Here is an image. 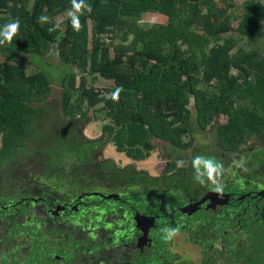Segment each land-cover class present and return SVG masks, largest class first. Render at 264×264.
Returning <instances> with one entry per match:
<instances>
[{
  "label": "trees",
  "instance_id": "1",
  "mask_svg": "<svg viewBox=\"0 0 264 264\" xmlns=\"http://www.w3.org/2000/svg\"><path fill=\"white\" fill-rule=\"evenodd\" d=\"M86 2L92 12L81 16L79 32L73 31L67 17L56 31L49 32L52 25L39 24L37 17L43 13L54 19L64 14L70 0H0V27L20 21L17 36L0 46V170L4 160L10 161L12 168L5 173L12 171L10 181L18 184L8 188L11 195L35 199L37 174L42 170L44 178L55 180L51 188L41 187L44 200L51 199V193L63 185L67 194H59L57 189L59 201L89 191L100 182L115 190L139 183L134 194L145 199L144 185L151 180H138L141 173H132L129 166L124 168L127 171H115L106 162L94 160L92 155L101 144L109 142L129 160L141 161L153 149L151 140L180 150L187 148L191 139L183 143L181 138L203 131L216 117L224 118L215 128V137L225 153L236 152L248 136L264 134V59L251 50L231 53L236 39L223 37L233 33L247 42L262 37L264 0H243L239 6L232 0ZM161 10L169 17L165 25L139 23L143 14ZM104 35L119 39L111 47V55L101 42ZM49 52L66 68L56 101L49 99V82L41 70L26 74L17 64L23 54L42 57ZM73 71L78 74L77 83ZM85 75L110 81L108 95L86 87ZM113 94L118 98L114 100ZM89 110L92 117L98 113L108 120L101 126L105 139L81 136ZM173 167L165 165L162 172ZM3 185L0 180V194L5 192ZM114 203L108 211L95 210L102 209L107 216L128 215V202ZM38 204L28 200L18 212L16 218L20 219L12 221L0 235L4 245L0 264H81L88 248L84 217L96 215L83 209L80 216V210L69 217L45 214ZM257 210L255 218L239 223L246 232V244L240 251L229 249L240 264H264V244L258 242L259 237L264 239L262 203ZM226 218L225 211L211 215L198 212V220L187 219L198 221L193 233L183 232L187 241L201 249L205 257L202 264L219 253H209L214 241L221 238L227 249L226 238L221 236L228 224ZM100 236L92 241V247L112 248L111 238ZM155 240L159 249L164 239Z\"/></svg>",
  "mask_w": 264,
  "mask_h": 264
},
{
  "label": "flooded vegetation",
  "instance_id": "2",
  "mask_svg": "<svg viewBox=\"0 0 264 264\" xmlns=\"http://www.w3.org/2000/svg\"><path fill=\"white\" fill-rule=\"evenodd\" d=\"M255 138H257L258 140L260 139L264 140V134L251 135L245 138V140L255 139ZM99 139L102 140V138L100 137L91 140H99ZM189 140L190 138H188L186 142L183 141L182 142L187 143ZM160 142L165 144V146L168 148L169 147L173 148L169 146L167 142H163V141ZM215 143L217 144L216 137H215ZM103 144H101V146ZM101 146L93 153L92 158L94 160H96V155L101 153ZM190 146L181 150H186ZM262 146L263 145L261 144L260 147ZM176 150H180V149H176ZM238 150L239 148L237 149V151ZM219 151H221L220 156H225L227 162L220 161L215 157L214 158L217 159L218 162H222L224 165L229 164L228 159L233 157L237 152L236 151L234 153H225L220 148ZM196 152L197 150L193 152L192 157L195 155ZM198 152L199 153L197 155H204L203 150H200ZM259 158L264 159V155L260 154ZM98 162L103 163V161H98ZM3 165L4 166L1 167L0 170V178H1L0 180L1 181L3 180L4 182V185L2 186L1 190H5V192L0 194V225L3 227L2 232H0V235L1 234L2 236L4 235L5 229L10 227L11 222L16 219L21 206L25 205V203H27L28 200L29 201L37 200V202H39L38 205H40V210L45 214L47 213L53 215L60 214L65 217H69V215H71L74 212L76 213L81 209H86L88 214L96 215L94 217L93 216L84 217V223L87 227L85 229L84 237L87 238L88 248L85 249L86 255H84L82 259L85 260L86 259L85 257H88L91 264H108L111 262H116L117 264H145L143 262L149 259L155 261L154 262L155 264H161L162 262L163 264H177L174 261H170L168 258H166L167 252L165 248L169 245V240H163L162 246L159 249H157L156 248L157 241L155 239L156 238L162 239L161 229L164 227H171L174 229H178L176 233H184L183 229H187L188 231L193 233L194 228L196 227L198 222L196 221L198 220L197 219L198 212L208 213L209 215H211L212 213L226 211L227 213L226 222L228 224L226 228H223L222 230L223 234H221V236L222 235L225 236L226 246L228 247L230 243L229 238L231 237V233L235 232L236 229H239L240 231L246 234L242 226L239 225L240 221L242 220L245 221L248 217L251 218V216L255 218V215L258 214L257 205L259 203H262L264 206L263 203L264 196L261 198L255 196V193L264 190V188L260 191L257 192L250 191L247 192L246 194L244 192H241L240 190H233V191L227 190V187L231 185V183H233V185L234 184L237 185V183L239 182L241 183L245 182L246 179L248 178V175L250 174L256 180V175L253 171L243 174L241 178L238 179V181L236 182L234 181L235 179L233 178L227 181L221 180V182L224 185V191L222 194H217L210 190L211 185L205 187L204 185H200L197 181H194L193 183L189 181V177L195 175L194 170L191 167V163H189L187 167L182 168V171L181 169H174V167L172 170L165 173H163L164 171L162 172L161 170V174L159 177H150L146 175V173H143L141 171L135 172L130 167V171L132 173L134 174L141 173V177L138 180L143 181V179L145 178H149L151 180L146 182V185H144L146 186V194H145L146 198L138 199L136 197L139 200V204L143 205V208L140 209L139 207L130 204L128 205L130 209H128V211L126 210L128 212L127 216H121V215L107 216L105 214L100 215L99 214L100 211L95 210L96 207H99L98 204H95L96 202L100 200H103L105 203H110V204L111 202L114 201L127 202V200L124 199V197L129 194V190H130L129 187L135 188V191L132 190L130 191H132V195L136 196L134 193L138 191V188L141 185L137 183L135 185H129L125 188L116 189L119 190L120 193L118 195H115V194H103L101 192V188L109 189L112 191H116V190L108 187L106 183L100 182L99 185L92 186L89 189V191H84L82 193H79L78 195H75L74 197H69L68 199H64L61 201H59V197L57 195V189H58L57 188L54 194L51 193V199L44 200V198L40 196L42 192L41 187L43 186L46 189L51 188L52 186L55 185V180L53 179L52 181H50V184L48 182H47L48 184L44 183V180L40 179V177L43 176L41 174L42 170H40V172L37 174V177L39 179L37 194L39 196L37 195L35 199L28 196H22L21 194L20 196L15 197L10 194L8 188L11 185L12 186L15 185V188H17L18 184L16 181L15 182L10 181V177H11L10 173L12 171L5 173L6 170L12 168V164L10 163V161H7L4 162ZM259 165H261V162L259 163ZM113 170L127 171L126 169H120V170L113 169ZM172 172L177 175L171 176ZM186 172H188L187 175ZM165 174L168 175V177L167 176L163 177ZM185 176L188 181H186ZM155 179H158V182H154L153 180ZM189 183H192L191 184L192 188L190 189L187 187ZM196 189L198 191H196ZM122 190H126V194L124 195L121 194ZM156 191H158L159 194L156 193ZM21 192L25 193V190L22 191L20 190V193ZM210 193L213 194L212 198L209 200L207 199L202 203H200V205L196 206L195 211L181 212V209L183 207L188 205L192 206L193 204L197 203L203 196ZM165 194L172 195L177 202L183 203V205L182 204L179 205L173 202V200L167 202L166 201L167 196ZM53 195L54 198H52ZM108 195H110L111 198L107 200L101 197ZM194 196L195 199L191 201L194 198ZM153 201L155 202L157 201L156 203L158 205L162 203L164 207L162 208L161 205L160 206L155 205ZM166 203L169 207L168 210H166V206H165ZM119 208L121 209V211L124 209L122 205L119 206ZM262 212H264V210ZM188 218L189 219L194 218L196 220H193V222L190 223L187 221ZM260 220L261 222L264 223V218ZM102 234L104 235L106 234V236H108L107 238L109 239L111 238L112 241L110 242V244L112 245V248L102 249L101 247H96V248L92 247V241L100 238L101 237L100 235ZM184 234L186 235V233ZM126 240L130 242L126 243ZM186 240H187V235H186ZM216 242L224 245L221 241V238H219V240L217 241H214L212 244V248L210 249L211 251L209 252L210 254L211 252H215L214 244ZM1 246L4 247V245L0 244V248ZM197 247L198 246H196V248ZM198 249L201 252V249L199 247ZM165 259H167L168 261H166ZM81 264H83V261Z\"/></svg>",
  "mask_w": 264,
  "mask_h": 264
},
{
  "label": "rangeland",
  "instance_id": "3",
  "mask_svg": "<svg viewBox=\"0 0 264 264\" xmlns=\"http://www.w3.org/2000/svg\"><path fill=\"white\" fill-rule=\"evenodd\" d=\"M233 4L236 6H239L243 0H232ZM30 3L28 4V6ZM162 11V12H161ZM154 12V13H145L142 15L139 23L141 24H162L165 25L168 21V14L164 12L163 10ZM66 16L64 14L57 15L53 20L61 22ZM234 27V23L231 24ZM261 27L264 28V22L261 24ZM231 36L236 39V45L231 51L233 53L236 49H241L243 51L251 50L256 52L262 59H264V35L260 37L258 40L253 42H247L246 40L239 38L233 33H227L223 35V37ZM129 39V38H128ZM101 42L108 47V51L110 55L111 47L119 43V39L117 36H110V35H104L101 37ZM1 60V58H0ZM17 64H20L23 69L25 70L26 74H31L37 70H41L44 75L47 77L49 86H50V100L56 101L59 96L60 91V78L61 74L66 69L65 67H62V65L58 62V59L56 58L55 54L53 52H49L45 54L42 57H36L31 56L29 54H23L19 57V61ZM76 73L75 71H73ZM85 80V86L91 87L95 90H97L101 95H108V92L111 88V82L104 80L98 76H84ZM78 82V74L76 73L75 77V83ZM98 107V106H96ZM187 108L189 109L190 113V121L193 122V110L191 106V102L187 105ZM88 120H85V125L81 129V136L86 140L91 139H97L102 138L105 139V135L101 134V126L103 124L108 123V120L101 116V114H94V116H91V110L87 112ZM224 121L223 117H216L212 123H210L203 131L199 133H191L190 135L183 136L181 138V141L186 142L188 138L191 139V146L186 150H176L174 148H168L163 144L162 142L158 140H151L153 144V149L149 152L148 156L141 161H131L128 158L124 157L123 154L118 153L114 150L112 144L109 142L104 143L101 146V153L96 155V160L106 162L107 165L113 169L120 170L124 169L127 166L131 167L132 170L135 172L141 171L143 173H146V175L150 177H159L161 174L162 168L171 163L174 166V169H181L188 166V164L191 161V157L193 155V152L197 150L194 156H196L200 151H204V156L211 157V158H217L220 161L225 162L227 159L225 156H220L221 151H219L218 145L215 143V128L218 124L222 123ZM263 145L260 147V145ZM196 147V149H195ZM202 152V151H201ZM260 154L264 155V140H258L255 139H246L243 144L239 147V150L235 153L233 157H231L229 160V164H225L224 168V174L221 177V180H229V179H235L234 181H238V179L241 178L243 174L249 173L250 171H253L256 175V180L252 177V175H248V178L245 182H239L233 185H229L227 187V190L233 191V190H240L241 192H244L245 194L250 191H260L264 188V159H260ZM193 156V157H194ZM214 158V159H215ZM216 159V160H217ZM243 159L244 166L242 168H236L233 166V161H239ZM183 160L184 166L178 167L177 162ZM18 159L16 160V162ZM4 162H7V160H4ZM227 162V161H226ZM261 162V165L259 163ZM67 166V164H64ZM188 172H186L187 175ZM177 174L172 173L171 176H175ZM168 175H164L165 177ZM186 178V176H185ZM40 179L44 180V183H49L53 179H46L43 176L40 177ZM186 181L187 178H186ZM189 181L192 183L195 180L194 176L189 177ZM54 182V181H53ZM47 183V184H48ZM192 183H189L187 187L190 189L192 188ZM171 184V183H170ZM205 187L209 186V184L204 185ZM60 187V186H59ZM66 185H63L62 187L58 188L59 194L66 195L67 192L65 191ZM130 190L135 191V188L129 187ZM196 191H198L196 189ZM101 192L103 194H115L118 195L120 193L119 190L112 191L109 189H103L101 188ZM156 193L159 194L158 191ZM121 194H126V190H122ZM167 196V202L173 200V202L177 204H182L177 202L172 195L165 194ZM137 196L134 195H126L124 199L127 200V202L131 205L138 206L139 203L137 201ZM194 198L191 200L193 201ZM188 201V202H191ZM187 202V203H188ZM153 203L157 206H160L163 208L164 205L161 203L158 205L155 201ZM264 203V198H263ZM181 205V207H182ZM187 205V204H186ZM99 208H103L104 210H109L110 207L114 208L116 206V203L111 202L105 203L103 205H98ZM166 210L169 209L167 203H166ZM86 210V209H83ZM83 210H80L78 213V216H80L81 213H84ZM100 215L105 214V212H102L100 210ZM127 214V213H126ZM19 218H16V220H19ZM2 226L0 225V232H2ZM264 234V233H263ZM229 245L227 249L223 247L220 243H215V252H219L218 254H213L211 258H209L208 263L204 264H240V260L235 258V255L231 254L228 249L231 251L235 248L241 250L240 246L245 245L247 242L246 234L240 231L239 229H236L235 232L231 233V237L229 238ZM258 242L261 244H264V239L261 237L258 238ZM211 249V248H210ZM166 252V258H168L170 261H174L177 264H202V261L204 260V256H201V252L196 248L195 245H193L190 242H187L186 235L184 233H176L171 239H169V245L165 248ZM238 251V250H236ZM207 255L206 257H208ZM86 259L83 260V264H91L88 257H85ZM168 261L167 259H165ZM165 261V262H166ZM74 262V259L72 260ZM155 261L152 259L145 260L143 263L145 264H155ZM102 263V262H101ZM117 264V263H115ZM163 264V262L161 263Z\"/></svg>",
  "mask_w": 264,
  "mask_h": 264
},
{
  "label": "clouds",
  "instance_id": "4",
  "mask_svg": "<svg viewBox=\"0 0 264 264\" xmlns=\"http://www.w3.org/2000/svg\"><path fill=\"white\" fill-rule=\"evenodd\" d=\"M70 7L65 11L64 15L70 21L73 31L79 32L81 30V16L85 13L91 14L92 7L86 2V0H70ZM37 22L41 25L51 24L48 28L49 32L56 31L60 27L59 21H53V18L47 14H41L37 17ZM20 30L19 19L12 20L2 27H0V46L6 43H11L17 36ZM119 90H117L118 93ZM114 100L118 98L117 94H113ZM184 161L180 160L177 162L178 167L184 166ZM191 167L194 170V178L200 185H211V191L217 194H222L224 191V185L221 182V177L224 174L225 168L222 162H218L216 159L206 157L204 155H196L191 158ZM233 166L236 168H242L244 166L243 159L233 161ZM178 229L171 227H164L161 229L162 239H171Z\"/></svg>",
  "mask_w": 264,
  "mask_h": 264
},
{
  "label": "water",
  "instance_id": "5",
  "mask_svg": "<svg viewBox=\"0 0 264 264\" xmlns=\"http://www.w3.org/2000/svg\"><path fill=\"white\" fill-rule=\"evenodd\" d=\"M212 196H213V194H207V195H205V196H203L197 203H195V204H193L192 206L191 205H188V206H185V207H183L182 209H181V212H193V211H195L196 210V206H198V205H200V203H202L203 201H205V200H209V199H211L212 198ZM255 196H258L259 198H261V197H263L264 196V190H262V191H260V192H257V193H255ZM103 199H109V198H111V196L110 195H108V196H101ZM241 199V198H240ZM152 220V219H151Z\"/></svg>",
  "mask_w": 264,
  "mask_h": 264
}]
</instances>
